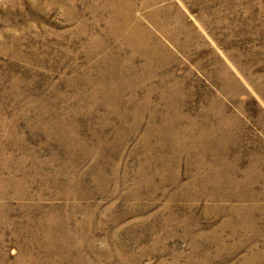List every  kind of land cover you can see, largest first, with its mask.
<instances>
[{
    "label": "rangeland",
    "instance_id": "obj_1",
    "mask_svg": "<svg viewBox=\"0 0 264 264\" xmlns=\"http://www.w3.org/2000/svg\"><path fill=\"white\" fill-rule=\"evenodd\" d=\"M0 154V264H264V0H0Z\"/></svg>",
    "mask_w": 264,
    "mask_h": 264
},
{
    "label": "bare ground",
    "instance_id": "obj_2",
    "mask_svg": "<svg viewBox=\"0 0 264 264\" xmlns=\"http://www.w3.org/2000/svg\"><path fill=\"white\" fill-rule=\"evenodd\" d=\"M108 5V4H107ZM114 6V5H113ZM115 7L116 4H115ZM118 9V8H117ZM118 12V11H117ZM112 13V12H111ZM116 15V14H115ZM109 17L111 18L112 16L109 14ZM117 20L115 19L114 22H113V25L112 27L110 28L111 31H114L117 32V28H118V25L120 23H122V20L120 19L119 16H116ZM123 19V17H122ZM138 24V23H137ZM134 25V24H133ZM137 26V25H136ZM134 26H132V28H127L126 33H131L132 34V40L131 38L129 40H131V43H132V47L133 49L137 48L138 50H141L143 52H140L142 54V61L140 62V67H142V70L145 69V62L146 60L148 59L149 57V53L146 52L145 50V46H142L143 43H139L138 41V36L136 34V31H138L137 28H133ZM141 29V28H140ZM139 29V30H140ZM124 31V32H125ZM123 32V33H124ZM118 33V32H117ZM115 34V33H114ZM165 34V33H164ZM120 35V33H119ZM142 35V34H141ZM118 36V35H117ZM127 38V37H126ZM170 40V39H169ZM155 43H153L154 45ZM152 46V45H151ZM148 48V47H147ZM151 48V47H150ZM155 49V48H153ZM152 49V50H153ZM159 50V49H158ZM145 55L147 57H145ZM154 55V54H153ZM154 61V60H153ZM216 126V125H215ZM208 128H210L208 126ZM24 151V150H23ZM20 152V151H19ZM22 152V151H21ZM33 153V152H32ZM25 154V153H24ZM7 155H3V154H0V194L4 192V189L7 188V194H12V195H19L21 193V189L22 187L24 186V184L27 182H34L35 178L37 177V173H36V170H37V157L35 155H29L28 156V164L27 166H25V170H27V173H24V172H21L19 171L17 168V166L19 165V158L13 162V163H10V164H6V157ZM23 156V154H22ZM24 157V156H23ZM23 157H21L23 159ZM21 159V161H23ZM24 167V166H23ZM21 168V167H20ZM24 169V168H23ZM205 171V170H204ZM33 180V181H32ZM72 189V188H71ZM26 190V189H25ZM29 192V191H28ZM34 192V190H33ZM32 192L31 190V195H35L34 193ZM25 194V193H23ZM31 201V200H30ZM22 207H25V209L29 210V213L31 216H28L26 217V219L24 218L23 222L20 223L18 226L16 225V228L15 230H22V232H25V235H23V237L19 238L20 241H18V243H21L23 245H26V244H29V243H37V242H40V240L43 241V243L46 245L49 240L52 238L49 237V235L47 234V229H44L42 230L41 228H45V227H48L46 226V220L43 219V223L40 222L39 218L35 215V214H31L32 211L35 210V204L33 202H30V203H27V204H24V203H21ZM2 206V205H1ZM1 208V207H0ZM4 210V209H3ZM27 212V211H26ZM4 212L2 211V209H0V221H1V224L4 226ZM22 218V217H21ZM21 220V219H20ZM17 224V223H16ZM40 228V230H39ZM38 229V230H37ZM14 230V229H13ZM40 231V232H39ZM50 231V230H49ZM58 236V235H57ZM51 241V240H50ZM71 241V240H70ZM59 242V241H58ZM57 242V243H58ZM62 242V241H61ZM42 243V244H43ZM52 244V243H51ZM49 245V244H48ZM75 245V244H74ZM28 246V245H27ZM34 246V245H33ZM65 246H62L61 243L60 245H52L50 246V248H46L49 252L53 253L56 257H61L63 259H65L66 262H69L70 264H92L91 262H88L86 261L85 259L82 258V256L78 255L76 252L77 250H72L70 251L71 253L68 252V250L65 248ZM113 248H117V247H113ZM77 249V248H75ZM99 252H100V255H102L103 253H105L103 251V249H98ZM25 251V250H24ZM25 253V252H24ZM28 252H26L25 254V257L27 259H30L32 258V254H27ZM16 256V255H15ZM21 256V253L20 255ZM18 258V257H17ZM21 258V257H20ZM20 258L19 261H20ZM17 259V260H18ZM33 259V258H32ZM73 260H75L73 262ZM64 261V262H65ZM32 263V262H31Z\"/></svg>",
    "mask_w": 264,
    "mask_h": 264
}]
</instances>
